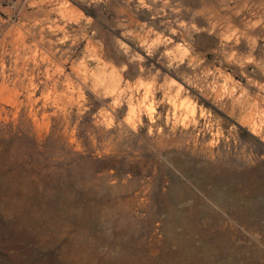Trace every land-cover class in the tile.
<instances>
[{"label": "rangeland", "instance_id": "obj_1", "mask_svg": "<svg viewBox=\"0 0 264 264\" xmlns=\"http://www.w3.org/2000/svg\"><path fill=\"white\" fill-rule=\"evenodd\" d=\"M263 101L264 0H0V264H200Z\"/></svg>", "mask_w": 264, "mask_h": 264}, {"label": "bare ground", "instance_id": "obj_2", "mask_svg": "<svg viewBox=\"0 0 264 264\" xmlns=\"http://www.w3.org/2000/svg\"><path fill=\"white\" fill-rule=\"evenodd\" d=\"M227 18L230 19V16H227ZM230 21H233V18L232 20H229V22ZM231 24L233 25V23ZM256 35H260V33H257ZM250 43H252V41ZM68 86L69 85H67V87ZM255 103L257 102L255 101ZM239 163L242 162L239 161ZM207 180L211 184L214 183L222 188L223 194L231 197L229 206L222 203L223 207H221L224 210L225 207L226 209L227 207L231 208L229 218L223 219V217H219L218 214L212 213V210H207V212H209L208 215L211 217V221L219 225V231H217L215 236L211 238L209 233H207V230L201 229L200 247L197 248L195 242H186L187 247L190 249L189 254H187L182 251L183 246L179 244L181 254L183 256L187 255L188 257L190 255L193 257L196 254L194 261L200 264H264V178H256L252 172H248L247 174H242L240 181H232L228 179L226 171L223 170V172H219L217 176H207ZM252 185L256 186V188ZM226 222H229V230L225 227ZM179 235L173 233V237H177ZM159 264H161V262H159Z\"/></svg>", "mask_w": 264, "mask_h": 264}]
</instances>
